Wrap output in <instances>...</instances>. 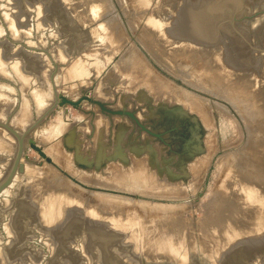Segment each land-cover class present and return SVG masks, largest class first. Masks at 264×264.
<instances>
[{
    "label": "rangeland",
    "instance_id": "1",
    "mask_svg": "<svg viewBox=\"0 0 264 264\" xmlns=\"http://www.w3.org/2000/svg\"><path fill=\"white\" fill-rule=\"evenodd\" d=\"M101 1L109 2L112 9L101 10ZM183 1L0 0V106L5 99L9 106L12 104L6 121L3 119L0 123L12 127L16 113L23 107L29 110L30 117L23 132L12 127L21 136L28 133L32 140L27 143L21 162V176L41 179L45 191L56 189L52 192L74 197L134 225L144 259L176 264H189V255L178 262L173 255L149 254L143 248L145 229L159 234L172 232L176 228L173 230L164 220L174 215L198 221L203 216L200 210H204V204L217 187L219 165L223 161L230 163L249 136L243 113L213 90V85L216 87V81L219 82L213 77L219 76L221 82L224 79L226 83L236 77L238 82L247 79V83L254 84L253 88L264 89V56L259 71H234L223 64L222 45L202 47L168 38L164 29L171 27ZM98 6L95 14L94 8ZM198 48L203 50L199 52ZM132 50L141 56L136 64L137 74L150 77L145 68L149 65L173 92L176 103L169 100L170 97L153 95L141 101L140 89L135 95L127 96L128 92L118 86L115 76L104 81L115 74V66ZM207 65L210 70L208 67L205 70ZM102 81L109 97L98 94ZM57 97V107L34 127ZM36 98L43 102L40 106L36 105ZM64 99L79 101V104H67ZM40 108L43 109L39 111ZM0 133V141L12 144L16 152V138L2 127ZM208 135L215 144L213 152L205 149L201 156L205 153L210 165L207 171L200 168V173L192 174L198 178V181L193 180L187 158ZM100 140L106 141L105 146ZM146 144H153L156 149ZM127 155L130 157L125 159ZM198 155L194 154L193 159ZM157 156H164L159 158V163ZM182 174L187 176L182 177ZM190 179L197 183L189 182ZM222 179L220 176L219 181ZM260 184L254 186H259L256 195L250 192L253 196L245 197L242 212L215 235L203 237L196 233L194 225L188 224L189 238L185 235V240L194 241L198 246V249L191 246L190 252L203 253L204 259L217 264L215 258L231 244L264 233V190H261L264 184Z\"/></svg>",
    "mask_w": 264,
    "mask_h": 264
},
{
    "label": "water",
    "instance_id": "2",
    "mask_svg": "<svg viewBox=\"0 0 264 264\" xmlns=\"http://www.w3.org/2000/svg\"><path fill=\"white\" fill-rule=\"evenodd\" d=\"M168 38L197 46H223V64L257 72L264 56V0H185ZM67 104L78 102L63 100ZM59 103V97L34 125ZM0 142V264H176L144 259L134 225L69 195L45 191L41 179L21 176L28 133ZM33 127V128H34ZM208 258V255H207ZM217 264H264V233L243 238L223 251ZM189 264H211L189 252Z\"/></svg>",
    "mask_w": 264,
    "mask_h": 264
},
{
    "label": "bare ground",
    "instance_id": "3",
    "mask_svg": "<svg viewBox=\"0 0 264 264\" xmlns=\"http://www.w3.org/2000/svg\"><path fill=\"white\" fill-rule=\"evenodd\" d=\"M107 1H109V0H107ZM144 1V0H143ZM102 2V6L100 7V9L102 10V9H104L103 11H105L106 9H108V7L109 8H111V5L109 4V2H108V4H107V2H105V1H101ZM145 2H147V1H145ZM150 4V3H149ZM149 4H148V6H149ZM139 6H140V4H139ZM143 6V4H141V8H144V6ZM147 6V5H146ZM98 9V10H97ZM112 9V8H111ZM96 10V11H95ZM100 10V11H101ZM94 11H95V14L96 13H98V11H99V6L98 7H95L94 8ZM94 11H93V13H91V14H94ZM108 11V10H107ZM110 11V10H109ZM156 11V10H155ZM163 12V11H162ZM156 13V12H155ZM158 14V13H157ZM162 14V13H161ZM141 22V21H140ZM110 23V22H109ZM116 24V23H115ZM147 31H148V29H147ZM153 37V36H152ZM150 39V38H149ZM150 41V40H149ZM156 41V40H155ZM151 42H152V40H151ZM162 47V46H161ZM191 47V46H190ZM200 48H198V50H199ZM202 49V48H201ZM200 49V50H201ZM64 50V49H63ZM166 50V49H165ZM185 50V49H184ZM188 50V49H187ZM200 50H199V52H200ZM203 50V49H202ZM173 51V50H172ZM172 51H171V53H172ZM188 51H190V50H188ZM193 51V50H192ZM165 52H168V51H165ZM170 52V51H169ZM184 52H187L186 50L184 51ZM183 52V53H184ZM194 53L196 52V50L195 51H193ZM192 52V53H193ZM199 52H197V53H199ZM128 53L129 52H127V55H128ZM201 53H202V51H201ZM208 53V52H207ZM185 54V53H184ZM183 54V55H184ZM188 54H189V52H188ZM200 54V53H199ZM203 54V53H202ZM209 54H210V52H209ZM131 55H133V53L131 54ZM204 56L206 55V54H203ZM202 55V56H203ZM210 55H212V54H210ZM130 56V55H129ZM129 56H128V59H127V57H126V55H125V58H124V61H126V60H130L129 59ZM188 56V55H187ZM132 57V56H131ZM130 57V58H131ZM133 57H135V56H133ZM133 57H132V59H133ZM136 57H137V55H136ZM189 57V56H188ZM40 58V57H39ZM215 58V57H214ZM135 59V58H134ZM133 59V60H134ZM138 59H140L139 58V56L137 57V60ZM161 59H163V58H161ZM206 59H209V58H206ZM211 59V58H210ZM45 60V59H44ZM132 60V64H133V62L134 63H136L137 61H136V59L133 61ZM171 60V59H170ZM42 61V60H41ZM163 61V60H162ZM164 62V61H163ZM74 63V62H73ZM76 63H77V61H76ZM125 63V62H124ZM131 63H130V67H131ZM75 64V63H74ZM86 64V63H85ZM137 64V63H136ZM136 64H134L135 66H136ZM40 66V65H39ZM80 66H83V65H80ZM134 66V67H135ZM211 66V65H210ZM133 67V66H132ZM133 67V69H135ZM139 67V66H138ZM170 67V66H169ZM207 67H208V69H209V66L207 65L206 67H205V70L207 69ZM182 68H183V66H182ZM70 69V68H69ZM68 69V70H69ZM72 69H74V68H72ZM77 69V68H76ZM126 69V71L123 69V75L124 76H129V74L130 73H132V71L134 72H137L136 70H133V69H131L130 71H128L129 70V68H125ZM128 69V70H127ZM139 69V68H138ZM170 69H172L171 67H170ZM210 70V69H209ZM75 71V70H74ZM121 71H119V72H121ZM139 71V70H138ZM219 71V70H218ZM67 72V71H66ZM68 72H70V71H68ZM67 72V73H68ZM76 72V71H75ZM124 72H126V74L124 73ZM174 72V71H173ZM207 72V71H206ZM209 72V71H208ZM214 72V71H213ZM137 73H139V72H137ZM137 73H135L136 74V76H134V75H132L134 78L136 77V78H139L138 76L139 75H137ZM219 73H221V72H219ZM71 73H69V75H70ZM150 74H152L151 72H150ZM154 74V73H153ZM187 74V73H186ZM221 74H223V72L221 73ZM256 74V73H255ZM72 75V74H71ZM220 75V74H219ZM79 76V75H78ZM111 77L113 76V75H110ZM110 76H107L108 78H107V80L109 79V78H111ZM124 76H123V78H124ZM127 76V77H128ZM131 75L128 77V78H131L132 77ZM150 76V75H149ZM153 76H155V74L153 75ZM213 76H215L214 74H213ZM156 77V76H155ZM155 77L153 78L152 77V79L154 80L155 79ZM221 77V76H220ZM222 77H224L225 78V76H223L222 75ZM228 77H230L229 75H228ZM64 78V77H63ZM71 78V77H70ZM134 78H132V79H134ZM157 78V77H156ZM213 78H215L216 80H218L219 82H217L216 81V87L213 85V90L215 91V92H217L218 94H220L221 95V97L222 98H225V99H227L230 103H232L237 109H238V111L240 112V113H243V115H244V120H245V124H246V129H247V132H248V139H247V142H246V145H244V147H243V149L241 150V151H239V152H237L236 153V155H234L235 153H233V155H234V158L231 160V162L230 163H226V162H224L223 161V163L221 164V165H219V176H218V182H217V187H216V189H214L215 191L214 192H212V194L209 196L210 198H209V200L206 202V204H204V210H200V211H203V216L201 217V218H199L198 219V221H194L193 219L191 220V218H190V220L188 219V220H186L187 218H185L184 219V217H182V216H184V215H182V216H178V217H176L177 215H174L172 218H166L164 221H166V222H169L170 223V226H172V228H173V230L174 231H172V232H169L168 231V233H157V232H155L154 230H150L149 228H146L145 229V234H146V238H145V240H144V247H143V245H142V247L143 248H145V250L146 251H148L149 252V254H153V255H155V254H158V253H163V254H165V255H167V254H169V255H173L174 256V259H175V257L178 259V262H182V261H184L186 258H187V256L189 255V252H190V247L192 246L193 248H197L198 249V246H197V243H194V241H187V240H185V235H186V239L187 238H189V229H188V224L189 225H191V227H193L192 225H194V227H196V233H199L200 235H202L203 237H210V236H213V235H215L218 231H219V229L220 228H222L223 229V227H225L227 224H228V222H229V220L230 219H234V217H236V216H238V214L240 213V212H242V209H244L242 206H244V199H245V197L246 196H248L249 194H251L250 192H252V193H255V192H258L257 190L259 189L258 187V189L256 188V187H254V186H256V184L258 185L259 183H261L260 185L262 186L263 184H264V89H258L257 88V86H256V88L254 87L253 88V86H254V84L252 85L251 83H247V79H246V81H244L245 79H243L242 81L240 80L239 82H238V80H239V78H238V80L235 78V79H232L231 81L232 82H230V83H226V82H223L224 81V79H223V81L221 82V80L219 79V76L218 77H213ZM113 79V78H112ZM124 79H126V78H124ZM149 79H151V77H149ZM106 80V81H107ZM127 80V83L126 84H128V82H129V85L131 84V82L130 81H128V80H130V79H126ZM228 81H229V78L227 79ZM233 80H237V81H235L234 83H233ZM105 81V80H104ZM132 81V80H131ZM134 82H135V80H133ZM132 81V82H133ZM156 81V80H155ZM155 81H149V82H147L148 83V85L149 84H151V85H153L154 83H155ZM157 81H158V79H157ZM156 81V82H157ZM226 81V80H225ZM244 81V82H243ZM103 82V81H102ZM109 82V81H108ZM123 82H124V80H123ZM126 82V81H125ZM133 82V83H134ZM152 82H153V84H152ZM160 82V80L157 82V83H155L157 86L159 85L158 83ZM162 82V81H161ZM206 82V81H205ZM205 82H202V83H205ZM208 82V81H207ZM246 82V83H245ZM251 82V81H250ZM21 83V82H20ZM24 83V82H23ZM104 83V82H103ZM103 83H102V89H103ZM132 83V84H133ZM209 83V82H208ZM1 85H2V83H0ZM82 84V83H81ZM84 84V83H83ZM124 84V86H126L125 85V83H123ZM122 84V85H123ZM154 84V85H155ZM163 84H164V82H163ZM163 84L161 85V87L164 89V86H163ZM210 84V85H211ZM23 85L24 84H21V86L23 87ZM121 84H119L118 86H120ZM147 85V84H146ZM147 85V86H148ZM170 85V84H169ZM205 85H206V83H205ZM204 85V88L206 87V89H207V85L205 86ZM250 85H252V86H250ZM20 86V87H21ZM26 86V85H25ZM63 86V85H62ZM87 86V85H86ZM109 86V85H108ZM197 86H198V84H197ZM200 86V85H199ZM126 87H130V86H126ZM132 87V86H131ZM156 86H154V88H155ZM161 87H159L160 89H161ZM165 87H167V85L165 86ZM200 87H202V86H200ZM210 87V86H209ZM116 88V87H115ZM121 88H124L123 86L121 87ZM153 88V86L151 87V89ZM153 88V89H154ZM25 89V88H24ZM67 89V88H66ZM74 89H76V88H74ZM74 89H73V91H74ZM135 89V88H134ZM157 88H155V90H156ZM171 89H172V87H171ZM175 89V88H174ZM173 89V90H174ZM203 89V88H202ZM209 89V88H208ZM21 90V89H20ZM68 90H70V91H72L71 89H68ZM109 90V89H108ZM162 90V89H161ZM165 90V89H164ZM167 90H168V87H167ZM170 90V89H169ZM169 90H168V93H169ZM176 90V89H175ZM211 90V89H210ZM261 90V91H260ZM61 91H63V90H61ZM60 91V92H61ZM100 91H102V90H100ZM105 91V92H104ZM47 92V91H46ZM46 92H44V93H46ZM103 93L102 94H107L106 93V90L104 89L103 91H102ZM109 92H110V90H109ZM135 92V91H134ZM179 92V91H178ZM183 92V91H182ZM41 93V92H40ZM49 93V92H48ZM73 93V92H72ZM176 93V92H175ZM181 93V92H180ZM179 93V94H180ZM3 94V93H2ZM51 94L52 93H50V96H51ZM101 94V93H100ZM171 94H173V92H171L170 93V96H171ZM185 94V93H184ZM7 95V94H6ZM23 95V94H22ZM37 95V94H36ZM35 95V96H36ZM3 96V95H2ZM40 96H41V94H40ZM52 96H53V94H52ZM146 96V95H145ZM148 96V95H147ZM150 96V95H149ZM148 96V97H149ZM169 96V97H170ZM174 95H172L171 97H172V100L175 102V100L174 99H176V98H174L173 97ZM185 96V95H184ZM148 97H147V99H148ZM177 97V96H176ZM181 97V96H180ZM188 97V96H187ZM2 98V97H1ZM8 98V97H7ZM47 98V100H48V97H46ZM50 98H52V97H50ZM185 98V97H184ZM191 98V97H190ZM22 99H23V97H22ZM37 99V98H36ZM177 99H179V98H177ZM194 99V98H193ZM192 99V100H193ZM38 100V99H37ZM51 101L52 100H54L53 98L52 99H50ZM146 100V99H145ZM169 100H171V98L169 99ZM171 100V101H172ZM187 100H189L188 98H187ZM196 100V99H195ZM1 101H3V102H1L2 103V105L0 106V121L1 120H5V118H6V116H7V114H8V112L10 113V111H11V109H12V107H11V109H10V111H9V107L12 105H8V101L5 99V100H1ZM7 101V102H6ZM36 101V100H35ZM170 101V102H171ZM178 101V100H177ZM181 101V100H180ZM6 104H5V103ZM28 102H29V100H28ZM27 102V103H28ZM40 102H42L41 101V99H39L38 100V103L36 104V105H38V106H40ZM43 103V102H42ZM176 103V102H175ZM179 103V102H178ZM188 103H190V101L188 102ZM197 103V102H196ZM88 104V103H87ZM193 104V103H192ZM50 105H51V102H50ZM184 105V104H183ZM28 106V105H27ZM37 106V107H38ZM47 106V104L45 105V107ZM200 106V105H199ZM22 107V106H21ZM31 107V106H30ZM44 107V108H45ZM187 107V106H186ZM202 107L204 108V106L202 105ZM28 108V107H27ZM49 107H47L46 109H48ZM184 108V107H183ZM189 108V107H188ZM36 109V108H35ZM43 108H40L39 109V111H41ZM189 109H191V108H189ZM193 109V108H192ZM195 109V108H194ZM200 110H202V109H200ZM199 110V111H200ZM21 112H17L16 113V118H15V121L13 122V126L12 127H14V128H16V129H18V130H20V131H22L23 129H24V127L26 126V124H27V122H30L28 119L30 118L29 117V113H28V111H27V109H25V107H23V110L21 109L20 110ZM37 111V110H36ZM31 112V111H30ZM197 112V111H196ZM43 113H44V111H43ZM203 113V112H202ZM18 114V115H17ZM50 114V113H49ZM48 114V115H49ZM31 115V114H30ZM41 115V114H40ZM118 118V117H117ZM120 118H121V116H120ZM119 119V118H118ZM116 120V119H115ZM6 121V120H5ZM118 121V120H117ZM4 122V121H3ZM2 123V122H1ZM54 124V123H53ZM206 124V123H205ZM211 125V124H210ZM234 126H235V124H233ZM206 126H207V124H206ZM58 127V126H57ZM102 127V126H101ZM119 127V126H118ZM208 127V126H207ZM53 128H55V127H53ZM209 128H211V127H209ZM104 129V128H103ZM17 130V131H18ZM209 130V129H208ZM16 131V130H15ZM103 131V130H102ZM23 132V131H22ZM21 132V133H22ZM2 133V132H1ZM0 133V134H1ZM105 133V132H104ZM3 134V133H2ZM69 134V133H68ZM73 134V133H72ZM101 135H102V133H100ZM209 134V133H208ZM125 135V134H124ZM210 135V134H209ZM207 136L208 138H207V140L203 143V140H201L200 141V143L197 145V148L195 149V151L193 152L192 150V152L191 153H189V156H188V158H187V160L189 161L188 162V166H190L191 168H189V169H191V171H190V173H191V175L192 174H195V173H200V168H202V169H204L205 168V170L206 169H208L207 167L210 165V163H209V159H208V157H207V155L205 156V153L204 154H202L203 156H201V153L205 150V149H209V151L211 150L212 151V149H213V146L215 145V144H213L212 142H213V140H212V142H211V140H210V136ZM100 136V135H99ZM210 137V138H209ZM117 138V137H116ZM214 140H215V137L213 138ZM17 140V139H16ZM72 140V139H71ZM117 140H119L118 138H117ZM73 141V140H72ZM99 141V140H98ZM97 141V142H98ZM101 141V140H100ZM1 142V141H0ZM15 142V141H14ZM106 142V141H105ZM104 141L102 142L101 141V145H104V143H105ZM103 143V144H102ZM122 143V142H121ZM67 144V143H66ZM97 144H99V143H97ZM149 144V143H148ZM147 145V144H146ZM151 145V144H150ZM150 145H147V146H150ZM153 145V144H152ZM151 145V146H152ZM27 146V145H26ZM67 146H68V144H67ZM96 146H98V145H96ZM105 146V145H104ZM154 146V145H153ZM232 146V145H231ZM135 147V146H134ZM233 147H234V145H233ZM95 148V147H94ZM99 149H100V147H98ZM150 147H148V150H150L149 149ZM156 149V147L154 146L153 147V149ZM215 148V147H214ZM217 148V147H216ZM25 149H26V147H25ZM96 149H97V147H96ZM95 149V150H96ZM99 149H98V151H99ZM101 149H103V148H101ZM151 149H152V147H151ZM158 149V148H157ZM160 149H162V148H160ZM104 150V149H103ZM147 149H145L144 151H146ZM159 150V149H158ZM163 150V149H162ZM218 150V149H217ZM97 150H96V152H98ZM101 151V150H100ZM151 151V150H150ZM157 151V150H156ZM160 151V150H159ZM159 151H157V152H159ZM186 151H187V149H186ZM189 151V150H188ZM102 152L103 151H101V155H102ZM119 152H120V149H119ZM122 152V151H121ZM156 152V153H157ZM161 152H163V151H161ZM208 152V151H207ZM213 152V151H212ZM234 152V151H233ZM24 153H25V151H24ZM104 153H106V151H104ZM154 153V152H153ZM152 153V154H153ZM210 153V152H209ZM231 153V152H230ZM130 153H128V155H129ZM155 154V153H154ZM161 154V153H160ZM164 154V153H163ZM194 154H200V155H198V158L197 157H195L194 156V159H193V155ZM208 154V153H207ZM213 154V153H212ZM98 155V154H97ZM105 155V154H104ZM103 155V156H104ZM107 155V154H106ZM122 155H124V154H122ZM128 155H127V158H125V159H128L129 157H128ZM165 155V154H164ZM230 155V154H229ZM23 156H24V154H23ZM23 156H22V158H21V162H22V159H23ZM121 156V155H120ZM135 156V155H134ZM151 156V155H150ZM155 156V155H154ZM158 156H159V153H158ZM157 156V159H159V158H163L164 156H161V157H158ZM226 156V155H225ZM224 156V157H225ZM228 156V155H227ZM226 156V157H227ZM232 156V155H231ZM96 157H99V156H96ZM108 157V156H107ZM122 158H124L123 156H121ZM133 157V156H132ZM136 157V156H135ZM156 157V156H155ZM222 157V156H221ZM109 158V157H108ZM134 158V157H133ZM133 158H132V160H133ZM151 158V157H150ZM176 158V157H175ZM209 158H210V156H209ZM212 158V157H211ZM155 159V158H154ZM156 159V160H157ZM226 159V158H225ZM132 160H130V161H132ZM150 160H153V159H150ZM161 160H163V159H161ZM187 160H184V162H186ZM159 161H160V159L158 160V163H159ZM168 161V160H167ZM220 161V160H219ZM227 161V160H226ZM154 162H155V160H154ZM162 162V161H161ZM169 162V161H168ZM182 162H183V160H182ZM132 163H133V161H132ZM158 163H156V164H158ZM164 163H166L165 162V159H164ZM163 163V164H164ZM28 164V163H27ZM153 164H155V163H153ZM169 164H171V162H169ZM181 164V163H180ZM184 164V163H183ZM30 165V164H29ZM132 165V164H131ZM159 166H160V164H158ZM158 165H156V166H158ZM166 165V164H165ZM164 165V166H165ZM26 166V165H25ZM24 166V167H25ZM31 166H32V164H31ZM155 166V165H154ZM221 166V167H220ZM27 167H28V170L30 171H32V167H29L28 165H27ZM163 167V166H162ZM161 167V168H162ZM160 168V167H159ZM165 168V167H164ZM163 168V169H164ZM168 168V167H167ZM166 168V169H167ZM172 168V167H171ZM168 170V169H167ZM173 170V169H172ZM171 170V171H172ZM200 170V171H199ZM35 171H37V170H35ZM196 171V172H195ZM207 171V170H206ZM113 172V171H112ZM188 172V171H187ZM187 172H186V174H187ZM169 173V172H168ZM173 173V172H172ZM185 173V172H184ZM32 174V173H31ZM186 174H184V176L186 175ZM137 175V174H136ZM135 175V177H137ZM191 175H189L190 176V178H191ZM202 175V174H201ZM218 175V174H217ZM138 176H140V174L138 175ZM183 176V174H182V177H184ZM187 176V175H186ZM220 176H223V179H222V182H220L219 181V177ZM224 176H225V178H224ZM140 177H142V175L140 176ZM144 177V176H143ZM173 177V176H172ZM171 177V178H172ZM195 176H193L192 175V178H193V180H197L196 178H194ZM134 178V177H133ZM137 179H138V177H137ZM143 179H145V177L143 178ZM147 179V178H146ZM145 179V180H146ZM173 179V178H172ZM179 179V178H178ZM183 179V178H182ZM187 179H189V177L187 178ZM136 180V179H135ZM139 180V179H138ZM137 181V180H136ZM186 181V180H185ZM192 181V179H190V181L189 182H191ZM198 181V180H197ZM44 182V181H43ZM139 182H141V181H139ZM138 182V183H139ZM179 182V181H178ZM193 182V181H192ZM194 182H196V181H194ZM193 182V183H194ZM201 182V181H200ZM42 183V182H41ZM182 183V182H181ZM197 183V182H196ZM135 184V183H134ZM142 184V183H141ZM168 184V183H167ZM169 184H171V183H169ZM198 184H200L199 182H198ZM138 185V184H137ZM187 185V184H186ZM48 186H50V184L48 185ZM197 186V185H196ZM264 186V185H263ZM175 187V186H174ZM46 188H49V187H46ZM264 187H262V189L261 190H264L263 189ZM52 190H53V188H51ZM50 189V190H51ZM256 189V190H255ZM52 190H51V192H52ZM56 190V189H55ZM55 190H53V191H55ZM175 190V189H174ZM180 190H182V189H180ZM260 190V191H261ZM57 191V190H56ZM259 191V192H260ZM182 193V192H181ZM261 193H263L262 191H261ZM261 193H259V194H261ZM257 193H255V195H256ZM252 195V194H251ZM254 195V196H255ZM253 196V195H252ZM249 197H251V196H249ZM248 197V198H249ZM257 197V196H256ZM255 198V197H254ZM258 198V197H257ZM208 199V198H207ZM250 199V198H249ZM246 200H247V198H246ZM245 200V201H246ZM251 200V199H250ZM242 202H243V204H242ZM184 210V209H183ZM185 211V210H184ZM177 214V213H176ZM179 215V214H178ZM189 217V216H188ZM154 218V217H153ZM238 218V217H237ZM236 218V219H237ZM144 219V218H143ZM152 219V218H151ZM240 219V218H239ZM146 220V219H145ZM238 222V221H237ZM145 226H147L146 225V223L144 224V228H145ZM229 227V226H228ZM142 232V231H141ZM144 233V232H143ZM208 233V234H207ZM211 233V234H210ZM144 235V234H143ZM143 237V236H142ZM175 237V238H174ZM141 240H142V238H141ZM142 240V241H143ZM185 247H186V249H185ZM192 248V249H193ZM193 252H194V250H193Z\"/></svg>",
    "mask_w": 264,
    "mask_h": 264
},
{
    "label": "crops",
    "instance_id": "4",
    "mask_svg": "<svg viewBox=\"0 0 264 264\" xmlns=\"http://www.w3.org/2000/svg\"><path fill=\"white\" fill-rule=\"evenodd\" d=\"M127 52H129L128 53V55H127ZM126 53H125V55H126V57H127V59H128V56H129V59L130 60H126V61H124V58H125V55L123 56V58H122V61L118 64V65H116L115 66V74H113V76H115L116 77V82L118 83V85L119 84H121V87L123 86L124 87V90L125 91H127L128 93H127V96H131V95H135V92L134 91H136V90H139L140 89V93H139V96H140V100L142 101V100H149V95L150 96H160V97H166V98H168L169 96L168 95H170V93H171V91H169V93H168V90H167V87H165L166 86V84L164 83L163 84V81L161 80V79H158V77H157V74L155 73V71L149 66V65H147L148 66V68L145 66V68L149 71V75H150V77H151V79H149V77H144V76H142V75H140V76H138L139 78H136L137 76H136V74L135 73H137V72H139L138 70L139 69H137L136 70V66L134 65V64H136V63H134L135 61V59H137V57H136V55H138L140 58H141V56L137 53V51H134V50H132L131 52L130 51H127ZM133 53V55H131ZM133 56H135V57H133V59H132V57ZM131 57V58H130ZM132 60L134 61L133 62V64L131 63L132 62ZM136 61H138V60H136ZM125 62V63H124ZM130 63H131V67L129 66L130 65ZM135 68V69H133V67ZM125 68H129V70L128 71H130L131 69H133V70H136L137 72H133L132 70V73H130L129 74V76L131 75H134V76H136L135 78L132 76L131 78H128L129 76L126 74V69ZM123 69L126 71V72H124L127 76H124L122 73V71H123ZM122 70V71H121ZM119 71H121V72H119ZM150 72L152 73V74H150ZM156 74L155 76L157 77H155V76H153L154 74ZM138 75V74H137ZM123 76H124V78H126V79H130V80H128V81H130L131 82V84L129 85V82H128V84H126L127 83V80L126 79H124L123 78ZM152 77L154 78L155 77V79L153 80L152 79ZM112 78V77H111ZM110 78V79H111ZM132 78H134V79H132ZM110 79H108V80H110ZM157 79H158V81L160 80V82L158 83L159 85L157 86L155 83H157L158 81H157ZM107 79H105V81H106ZM123 80H124V82H123ZM133 80H135V82L133 83L132 81ZM155 81V85L153 84V82H152V84L153 85H151V84H149L148 85V83L147 82H149V81ZM126 81V82H125ZM162 81V82H161ZM104 82V81H103ZM107 82V81H106ZM123 83H125V85L126 86H130L129 88L128 87H126V86H124V84ZM133 83V84H132ZM104 84V83H103ZM123 84V85H122ZM148 86H147V85ZM163 84V86H164V89L161 87V85ZM102 86V85H101ZM132 86V87H131ZM153 86V88H154V86H156L155 88H157L156 90H155V88L153 89H151V87ZM104 87V86H103ZM145 87V88H144ZM159 87H161V89L159 88ZM135 88V89H134ZM105 89V87L103 88V89H101L102 91ZM143 90V91H142ZM102 91H100L98 94L99 95H101V96H103V97H109L107 94H102L103 92ZM105 92V91H104ZM101 93V94H100ZM128 94H131V95H128ZM146 95V96H145ZM148 95V96H147ZM125 96V95H124ZM143 96V97H142ZM171 96H172V94H171ZM170 96V98H171V100H172V97ZM147 97H148V99H147ZM123 101H125L124 99H122V102Z\"/></svg>",
    "mask_w": 264,
    "mask_h": 264
}]
</instances>
